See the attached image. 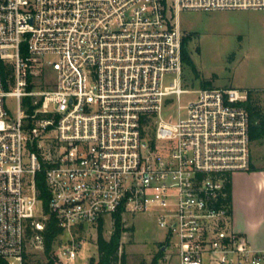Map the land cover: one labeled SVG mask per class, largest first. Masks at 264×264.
<instances>
[{
    "label": "built area",
    "instance_id": "2783aa9c",
    "mask_svg": "<svg viewBox=\"0 0 264 264\" xmlns=\"http://www.w3.org/2000/svg\"><path fill=\"white\" fill-rule=\"evenodd\" d=\"M249 9L264 0H0V258L44 253L53 216L50 256L73 264L77 232L150 213L162 264H264L225 202L252 166L248 92L182 79L180 14Z\"/></svg>",
    "mask_w": 264,
    "mask_h": 264
},
{
    "label": "rangeland",
    "instance_id": "374dc122",
    "mask_svg": "<svg viewBox=\"0 0 264 264\" xmlns=\"http://www.w3.org/2000/svg\"><path fill=\"white\" fill-rule=\"evenodd\" d=\"M179 19L189 37L182 62L184 88L261 90L260 103L264 106V10L184 11ZM173 77L166 76L167 85ZM194 97L183 95L182 105ZM8 106L15 108L12 100ZM180 115H184V112ZM162 116H171L173 121L179 117L176 108L163 110ZM252 158L264 167V140L252 142ZM123 220L125 226L133 227L122 237L126 264H149L159 249V242L167 237L166 230L157 225L150 213L126 215ZM103 224V234L108 238L111 222ZM77 236L80 247L73 264H88L90 257L97 256V227L87 226L77 232ZM47 261L43 251L32 245L28 248L29 264H46Z\"/></svg>",
    "mask_w": 264,
    "mask_h": 264
},
{
    "label": "trees",
    "instance_id": "16d2710c",
    "mask_svg": "<svg viewBox=\"0 0 264 264\" xmlns=\"http://www.w3.org/2000/svg\"><path fill=\"white\" fill-rule=\"evenodd\" d=\"M188 39V36L183 38L182 60L185 59L186 56L185 48ZM247 92L248 100L244 106L248 110L250 116L249 138L252 142L264 140V106H261V100L259 96L261 90L250 89L247 90ZM251 169H256L253 164ZM259 169H264V167ZM36 188L39 198L46 206L49 199V191L46 186L44 171H41L36 175ZM226 189L228 190L229 194L226 197L225 202L231 203L230 184L226 185ZM103 225V222H100L97 226V256L90 257L88 264H126L127 260L126 254L123 250L122 237L126 232L132 231L133 227L125 226V221L123 220V217L120 213H115L112 216L111 233L108 238H106L103 234ZM40 233L42 236L44 254L48 259L46 264H54V260L50 256V252L53 248L55 239L61 233V229L57 226L53 216L45 223V226ZM162 255V250L159 248L153 255L149 264H160ZM0 264H7V262L0 258ZM24 264L29 263L24 262Z\"/></svg>",
    "mask_w": 264,
    "mask_h": 264
},
{
    "label": "crops",
    "instance_id": "0c3cea01",
    "mask_svg": "<svg viewBox=\"0 0 264 264\" xmlns=\"http://www.w3.org/2000/svg\"><path fill=\"white\" fill-rule=\"evenodd\" d=\"M252 164L256 169L231 176L232 227L254 250H264V169L253 158Z\"/></svg>",
    "mask_w": 264,
    "mask_h": 264
}]
</instances>
